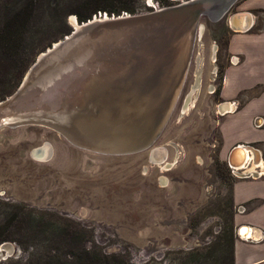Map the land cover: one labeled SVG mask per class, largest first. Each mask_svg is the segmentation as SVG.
<instances>
[{
  "label": "rangeland",
  "instance_id": "obj_1",
  "mask_svg": "<svg viewBox=\"0 0 264 264\" xmlns=\"http://www.w3.org/2000/svg\"><path fill=\"white\" fill-rule=\"evenodd\" d=\"M157 1L165 8L185 0ZM239 1L220 19L209 12L202 15L180 95L147 150L104 154L77 148L42 126L0 129V232L10 235L0 246H15V252L0 256V264L224 263L236 229L231 186L241 173L233 172L227 155L221 154L224 112L219 107L225 102L220 88L232 61L227 51L233 31L229 18L237 13ZM147 2L33 0L32 17L24 24L25 52L44 43L47 49L63 39L73 30L70 18L92 6L128 8L98 11L109 15L144 14L155 10ZM29 4L0 0V20L10 19L9 9L17 14V6ZM254 14L258 20L252 30L263 29L264 14ZM46 49H35L31 65ZM11 58L0 51V101L17 90L31 66L16 80L17 62ZM46 143L49 156L33 157L32 151ZM155 148L167 151L162 164L149 159ZM256 166L249 162L240 171ZM162 178L167 179L165 185Z\"/></svg>",
  "mask_w": 264,
  "mask_h": 264
},
{
  "label": "water",
  "instance_id": "obj_2",
  "mask_svg": "<svg viewBox=\"0 0 264 264\" xmlns=\"http://www.w3.org/2000/svg\"><path fill=\"white\" fill-rule=\"evenodd\" d=\"M206 1L188 0L145 14L99 12L86 21L72 16V32L41 52L17 90L0 101V129L42 126L77 148L104 154L147 150L162 133L180 95L201 16L225 2ZM236 1L228 0L217 19ZM246 16V26L236 31L251 28V16ZM126 118L130 123L120 128ZM116 123L119 131L110 135ZM44 146L50 153L46 143L32 151L33 157L46 159L49 154H38ZM240 146L228 157L234 172L231 158L241 155ZM243 146L254 154L250 162L259 163L257 149ZM158 150H151V163H157ZM6 244L11 243L1 244L0 255Z\"/></svg>",
  "mask_w": 264,
  "mask_h": 264
},
{
  "label": "crops",
  "instance_id": "obj_3",
  "mask_svg": "<svg viewBox=\"0 0 264 264\" xmlns=\"http://www.w3.org/2000/svg\"><path fill=\"white\" fill-rule=\"evenodd\" d=\"M236 11L239 14L234 21L231 18L233 31L227 43L232 61L225 68L220 88L222 101L232 106L219 124L221 154L229 157L234 146L250 145L257 149V159L263 161L248 170L254 171L248 172L250 175L242 172L245 176L240 174L233 181L231 191L237 211L234 264H264V28L252 30L258 20L254 11L264 14V0H240ZM247 14L251 16V28L236 31L246 25ZM241 206L243 212L237 210ZM244 226L250 228L249 234H244Z\"/></svg>",
  "mask_w": 264,
  "mask_h": 264
},
{
  "label": "trees",
  "instance_id": "obj_4",
  "mask_svg": "<svg viewBox=\"0 0 264 264\" xmlns=\"http://www.w3.org/2000/svg\"><path fill=\"white\" fill-rule=\"evenodd\" d=\"M33 0H30L29 7L28 6H17L18 8H21V13H15L12 11L14 9H9L10 19L9 20H0V23H3L0 25V51H3L4 53L10 55L12 60L17 62V64H14V68H16L15 76L17 77L16 80L21 78L25 71L28 69V67L31 65L33 58L37 54L35 49H38L39 51H43L46 49L47 45L44 43V45H40L34 49H31L29 52H25V45L23 44V35L28 32L24 28V24L28 22L29 18L32 17L33 13ZM108 8L105 5H97L92 6L86 11V13L81 14L79 13L78 18L80 21H86L87 19L91 18L94 14H97L98 11H103ZM109 9V8H108ZM127 7H122L121 9H109L110 12L120 13L121 10H127ZM13 12V13H12ZM22 25V27H21ZM16 66V67H15ZM1 67V63H0ZM1 71V69H0ZM19 82L14 85L13 89L17 87ZM235 234V233H234ZM10 235L6 234V231L0 232V243L2 241H5L8 239ZM234 240L232 239V243L234 244ZM233 244L231 245V251L229 256L223 257V264H234V249Z\"/></svg>",
  "mask_w": 264,
  "mask_h": 264
},
{
  "label": "bare ground",
  "instance_id": "obj_5",
  "mask_svg": "<svg viewBox=\"0 0 264 264\" xmlns=\"http://www.w3.org/2000/svg\"><path fill=\"white\" fill-rule=\"evenodd\" d=\"M181 1V0H180ZM183 1V0H182ZM187 1L188 0H185V1H183V2H181V3H179V4H185V3H187ZM203 1H206V0H203ZM225 2L223 3H219V6L218 7H215V6H213V7H211L212 8V14H213V16H215V18H217L218 17V15H220V14H222V12H223V9H224V7L225 6H227L226 5V3L228 2V0H224ZM151 2V1H150ZM196 3L198 2V1H195ZM207 2V1H206ZM176 5H178V4H176ZM197 5H199V3H197L196 4V6ZM218 5V4H217ZM175 6V5H174ZM171 7V6H170ZM192 8V7H191ZM161 9H163V8H161ZM161 9H156V10H153V11H158V10H161ZM152 12V11H151ZM149 13V12H148ZM145 14V13H144ZM233 14V13H232ZM231 14V15H232ZM202 17V16H201ZM231 17L232 16H230V21H231ZM240 17V16H239ZM73 22H74V19H71ZM246 20H247V18H246ZM200 21H201V18H200ZM232 21H234V20H232ZM233 23V22H232ZM245 24V23H244ZM244 24H242L241 26H240V28L242 29L243 27L242 26H246V25H244ZM200 25V22H199V24H198V28H197V33H196V39H197V36H198V32H199V26ZM195 43H196V41H195ZM215 48V47H214ZM180 94V93H179ZM189 99H190V96H189ZM189 102H188V100H187V102H186V104H185V107H184V109L187 107V104H188ZM221 107H223L224 109L225 108H230V109H232V106L229 104V103H226V104H223V105H221ZM221 107H219V108H221ZM221 110V109H220ZM124 124L120 127V128H123V127H126L127 126V124H129L130 122H129V120L126 118V121H124L123 122ZM119 123H116V125H115V130H111L110 131V135H112V134H114L115 132H117V131H119V130H116V126L118 125ZM118 133V132H117ZM158 149H161V150H158L157 152H156V155H155V157L154 158H156V162L157 163H159V164H162V162L163 161H165V158H166V155H167V151H166V149L165 148H158ZM239 152H241V155L240 154H237V153H235V154H233V156H232V158H231V161H232V165H233V167L235 168V173H242V172H244V173H248V172H251V173H253L254 171H240V170H242V169H244V168H246L247 166H248V164H249V162H250V160H251V155L249 154V150H248V148L246 147V146H243V145H241L240 146V151ZM151 153V152H150ZM39 154V157H44V156H47L48 154H49V147L48 146H44L43 147V149L38 153ZM258 154V153H257ZM253 155V154H252ZM236 157H237V159H236ZM152 158H153V156H152ZM256 158H257V156H256ZM150 160H152L151 159V157H150ZM236 160H238V161H236ZM259 162H261V160L259 161ZM255 163V162H254ZM257 164H259V163H257ZM170 165H165V166H163L164 168H167V167H169ZM162 181V184H166L167 183V179L166 178H162L161 179ZM242 230H244V234H249L250 232V228L248 227V226H244L243 228H242ZM241 230V231H242ZM240 234H241V232H240ZM13 250H15V246L11 243V244H6L5 246H3L2 247V249H1V255L0 256H7V255H9V254H12L13 253Z\"/></svg>",
  "mask_w": 264,
  "mask_h": 264
},
{
  "label": "built area",
  "instance_id": "obj_6",
  "mask_svg": "<svg viewBox=\"0 0 264 264\" xmlns=\"http://www.w3.org/2000/svg\"><path fill=\"white\" fill-rule=\"evenodd\" d=\"M151 2H147V4H148V7H150V8H154L155 10L157 9V8H161V7H159L160 6V4H159V2L157 1V2H153V0H150ZM173 1V0H172ZM182 1V0H181ZM232 171H233V169H232ZM234 172V171H233ZM240 210L241 212H243L244 210H245V208L243 207V206H241L240 208H237V210ZM239 237H241V238H244L242 235H240Z\"/></svg>",
  "mask_w": 264,
  "mask_h": 264
},
{
  "label": "flooded vegetation",
  "instance_id": "obj_7",
  "mask_svg": "<svg viewBox=\"0 0 264 264\" xmlns=\"http://www.w3.org/2000/svg\"><path fill=\"white\" fill-rule=\"evenodd\" d=\"M164 8V7H163ZM190 101V99L188 98V102Z\"/></svg>",
  "mask_w": 264,
  "mask_h": 264
}]
</instances>
